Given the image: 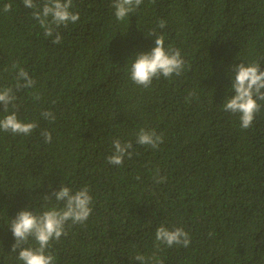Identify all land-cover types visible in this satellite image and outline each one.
Masks as SVG:
<instances>
[{
    "label": "trees",
    "instance_id": "trees-1",
    "mask_svg": "<svg viewBox=\"0 0 264 264\" xmlns=\"http://www.w3.org/2000/svg\"><path fill=\"white\" fill-rule=\"evenodd\" d=\"M111 5L73 0L80 18L53 44L22 0H0V88L17 96L9 112L37 124L27 136L0 131V264H22L9 220L40 211V198L61 184L87 185L93 200L88 219L69 221L51 242L55 264H140L137 254L146 264L153 255L163 264H264V101L247 129L223 109L233 65L264 70V0H143L122 21ZM154 28L185 69L143 88L129 68L154 47ZM19 68L33 88L16 90ZM141 128L163 143L137 144ZM117 138L133 145L119 166L107 162ZM161 224L183 228L189 246L156 241Z\"/></svg>",
    "mask_w": 264,
    "mask_h": 264
},
{
    "label": "clouds",
    "instance_id": "clouds-1",
    "mask_svg": "<svg viewBox=\"0 0 264 264\" xmlns=\"http://www.w3.org/2000/svg\"><path fill=\"white\" fill-rule=\"evenodd\" d=\"M143 0H112V8L117 21H122L134 13ZM25 8L31 10V16L38 22L43 35L51 37L53 44H59L62 40L58 29L67 27L69 23L79 20L78 12L72 11L73 0H22ZM12 5L5 3L3 12L11 10ZM158 28L163 29L165 22L159 21ZM149 36L154 38V47L148 52L135 54V59L130 65L129 76L132 82L143 88H148L154 79L170 78L173 75L179 76L185 69L180 50L171 46L165 47L164 36L152 29ZM13 65V68H16ZM231 91L234 94L226 96L223 102V109L233 114H238L240 126L247 129L252 125L256 114L260 111L259 101H264V70L256 62H239L231 68ZM16 90L20 88L30 89L35 85V80L30 77L24 68H19L16 73ZM34 99L38 100L39 95ZM17 96L12 87L0 88V105L3 106L5 115L0 118V131L10 132L15 135H30L37 127L35 122H23L15 111L9 112V106L16 108ZM43 118L54 121L55 116L51 111L41 113ZM40 135L45 143L51 142V133L45 129ZM136 143L150 146L153 149L163 143V136L154 129L141 128L136 133ZM133 145L131 141L121 142L120 139H113V152L107 157V162L112 165H121L124 158L131 157ZM162 182L164 177L155 178ZM42 203L40 211H30L27 208L16 213L14 218L8 222V227L14 237L11 251L18 252V260L22 264H55V257L48 251L53 240H59L62 235H67L66 225L83 224L92 212L93 197L87 185L79 189H72L61 184L58 191L51 195H44L40 198ZM55 203H52V201ZM34 240L36 246H26L29 240ZM155 240L166 244L168 247L181 245L188 247L190 244L189 234L180 227L171 230L164 224L156 228ZM159 247V245H157ZM134 260L140 264H146V258L137 254ZM153 264H163L155 257L151 258Z\"/></svg>",
    "mask_w": 264,
    "mask_h": 264
}]
</instances>
